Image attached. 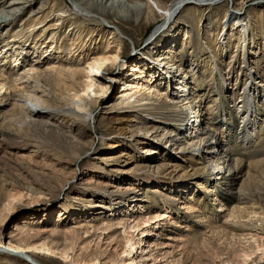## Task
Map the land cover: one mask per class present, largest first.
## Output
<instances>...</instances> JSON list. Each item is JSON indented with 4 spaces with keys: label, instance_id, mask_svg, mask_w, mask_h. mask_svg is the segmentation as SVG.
<instances>
[{
    "label": "rangeland",
    "instance_id": "rangeland-1",
    "mask_svg": "<svg viewBox=\"0 0 264 264\" xmlns=\"http://www.w3.org/2000/svg\"><path fill=\"white\" fill-rule=\"evenodd\" d=\"M11 1L19 2L9 5ZM153 1L165 8L174 0ZM13 6L25 10L8 15ZM39 7L44 12L33 16ZM259 8L264 11L258 0L185 3L159 29L163 15L146 0H0V18L8 17L0 19V73L10 87L27 80L19 78L27 68L66 64L82 49L119 54L116 64L101 73L112 76L106 94L89 103L91 124H71L69 116L51 107L63 106L72 94L69 80L56 84L54 73L38 78L49 97L44 113L26 116L9 105L0 110V264H121L122 259L128 264L135 258L134 264H264V45L251 53L250 69L258 83L245 99L241 96L250 74L236 48L238 28L227 53L221 46L214 49L218 70L229 73L233 88L216 87L208 68L202 70L204 78L190 70L189 76L178 74L187 88L202 94L204 121L219 119L225 109L237 135L242 120L235 111H243L249 94L255 100L258 138L245 148L235 138L225 144L238 160L230 172L204 169L185 143L178 151L171 129L187 126L193 110L169 117L160 101L148 118L147 111L136 113L116 97L126 85L130 90V83L169 91L175 85L173 68L164 62L173 67L193 59L197 63L199 55H206L199 41L216 38L234 9L249 14L254 34L263 38ZM198 18L201 24L192 28ZM185 25L181 40L171 39ZM186 31L187 50L177 57ZM79 39L86 41L80 49ZM154 44L163 47L148 50ZM133 64L136 70H130ZM162 118L171 124L158 123ZM116 142L122 145L115 147ZM22 223L28 232L24 241L44 242L50 250L7 251L9 239L19 238L16 227ZM60 247L68 254L64 261Z\"/></svg>",
    "mask_w": 264,
    "mask_h": 264
},
{
    "label": "bare ground",
    "instance_id": "bare-ground-1",
    "mask_svg": "<svg viewBox=\"0 0 264 264\" xmlns=\"http://www.w3.org/2000/svg\"><path fill=\"white\" fill-rule=\"evenodd\" d=\"M101 1L107 2L108 0ZM146 1L156 10V12L163 15L164 21L160 25V29L162 27H167L169 22L172 21V19L174 20L176 14L179 13L185 3L195 2L197 4H201L202 2H205L207 0H191L192 2L188 0H174L165 8L159 6L153 0ZM258 1L264 3V0ZM17 2L19 1H11L9 5L15 4ZM107 5H111V2H108ZM11 9L12 10L9 9L10 11H7L8 15H14V13L19 11L21 7L13 6L11 7ZM23 10L25 9H21V11ZM39 12H44L43 7H39L33 13V16ZM237 12L238 9L232 10L229 17L226 16L227 13L223 14L222 17H227V19H223L224 24L222 23V26L217 31V37L219 36L218 38L216 37L217 39H211L208 43L202 40L199 41L200 47L206 50V55H199L198 60H196L197 63L193 59L188 63H179L178 65H176V67H173L171 63H166L168 60L164 62L167 68H173L170 70V72L172 71L171 75L173 77V81L175 80V85L173 88L171 87L169 91H162L156 86L148 85L147 83H141L139 85H133L130 83L128 85L131 88L130 90L126 88V85L124 86V90L122 89L116 94V97L121 98L120 102L122 104L124 103L125 107H128L130 110L136 113H138L139 111H147L146 116L148 118H151L152 114L156 112L160 101H163L161 102L164 104L163 108L167 109V111H165L167 114L166 116L173 115L175 112L180 111L181 109L185 110L186 112H190L191 110H193L194 113L192 114L190 122L187 126H185L183 129L175 130L174 123V129L170 128L171 131H176L173 134L175 136L174 140L176 139L178 141V151L182 148L184 149L183 143H185V146H187V148L190 149L191 152H197L199 159H202L204 169L207 166H210L211 170L216 171L217 174H219V172H221L222 170H224L225 172H230L233 169L237 168L238 160L231 157L230 151L227 149V147H225V144L229 142V140L235 138L236 142H238L245 148L254 143L258 138L259 132L255 130V127L256 124L259 123V112H257V110L252 106L253 104H255V100L253 99L252 95L249 94V98L243 107V111H235V113L238 114V118L242 120L240 132L239 135H237V131L235 133L234 126L226 116L225 109H220L219 119L215 120L211 118L208 119L209 121H204L205 111L203 107L202 94H200V91L198 90H191V88H187L186 81H181V78L178 74H181L182 76H189L188 73L190 70L194 71V73L196 74L200 73L201 78H204V72L202 70L208 68L210 73L212 72V81L215 83L216 87L223 84L226 89L233 88L234 83L232 82V80H230L231 77L228 76L229 73L227 72V76H224V73L218 70L217 57L214 49H217L219 46H221L222 50L227 53V50L229 49L228 40L233 36V31L238 28L239 38L238 42L236 43V48H239L240 52L242 53L241 59H243L242 61H244L246 68L249 69L248 72L250 74V76L247 77V81L244 87L247 90H244L241 98H246L249 88L256 91L257 81L254 80V73L253 71H251L252 67L250 69V66L252 65L251 53L255 54L258 46L264 45V36L263 38H257V35L254 34L251 25L253 18L249 14L240 15L237 14ZM257 13L261 15L264 14V11L262 8H259L257 10ZM7 18L8 17L6 16L0 19L6 20ZM33 22L34 19H28L29 26H32ZM200 24L201 18H198L197 22L191 23L190 26L193 28L195 25ZM186 26L188 27V25H185L180 29V31L174 32L171 36V39L173 38L174 41L179 42V40H181V34L184 32V28ZM259 30L260 34H264L263 23L260 25ZM183 38L185 39L184 41H181L182 48L180 47V50L178 49V51L176 50V48L173 49V51L176 50L177 57L181 53L184 54V52H186L187 50L186 46L190 41V36L187 31L185 32ZM215 39L217 43H215ZM258 40L262 41L258 42ZM76 44L80 45V49L83 48L84 45H86V41L83 39H79ZM162 47L163 45H160V47H158L154 44L149 49H147L155 50L157 52L158 49ZM118 57L119 54L117 52L113 53L112 55H94L82 49V51L77 54V57L74 60L70 59L66 64L58 66L53 64H46V66L42 70H37L33 67L27 68V72H25L23 76L19 77L20 79L26 77L27 80H25V82L19 87H10L9 81L6 80L5 75L0 73V110H2V108L6 105H9L11 108L17 109L18 112L26 116H36L38 114L44 113V109L46 108L44 106L49 104V97L44 93L45 91L40 90L38 78L42 77L46 79L49 77L50 73H54V81L56 84L61 83L63 85H66V80H69V84H67L66 86L68 88V91L72 92V94L70 96V99H67L63 106L56 107L52 106L51 104V107H53L56 112H60L63 116H69L72 121L71 124H91L93 115L90 111L89 103L106 94L107 88L109 86L108 81L111 80L112 77L111 74L103 77L101 73L106 72L107 70H109L111 65L116 64ZM159 59H161L160 56L158 60ZM16 60L17 58L15 57V59L12 61ZM198 63H200L199 67H197ZM136 69L137 65H131L130 70ZM83 74H85V80H82ZM153 78L154 76L151 75L149 81L151 82ZM121 87L123 88V86ZM258 93L262 96L260 92ZM218 99L221 102L220 104L222 106L224 104V101L220 94ZM163 118L158 123L171 124L166 120L164 121ZM249 121H252L253 123H251V125H247ZM209 122H212L213 124ZM154 128H156V126H154ZM161 130L163 132H167L166 126H162ZM139 131L146 134V136L149 135V133L146 132L147 130L145 129L139 128ZM76 133L78 134L80 132ZM179 140L182 141L179 142ZM116 143L117 144L115 147L122 145L118 142ZM200 150L202 151L200 152ZM218 178L223 179V177L220 176ZM241 189L242 188H240V190ZM24 225L25 223H22L21 225H18V227H16L19 230V238L17 240L9 239V241L7 242V251L29 252L30 249H39L41 251L50 250L44 242L40 243L39 245H31L28 241H24V238L28 237V232H23L25 229ZM58 253L63 261L67 259L68 254L64 247L58 248ZM23 256L26 260H29V257L27 255ZM30 257L32 258V256ZM135 260L132 259V261L128 264H134ZM120 263L125 264L123 262V259L120 261Z\"/></svg>",
    "mask_w": 264,
    "mask_h": 264
}]
</instances>
